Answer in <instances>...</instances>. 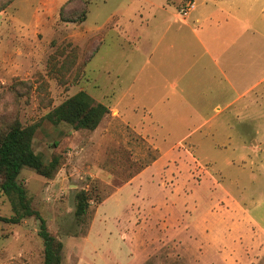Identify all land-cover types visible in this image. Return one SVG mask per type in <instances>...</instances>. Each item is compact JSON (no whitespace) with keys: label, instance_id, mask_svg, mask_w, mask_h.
<instances>
[{"label":"rangeland","instance_id":"rangeland-1","mask_svg":"<svg viewBox=\"0 0 264 264\" xmlns=\"http://www.w3.org/2000/svg\"><path fill=\"white\" fill-rule=\"evenodd\" d=\"M163 1L10 0L0 9V124L13 117L22 125L36 123L33 151L43 161L57 152L64 157L52 179L27 167L17 176L31 207L62 242L60 264H264V242L248 231L252 226L227 233L216 214L236 210L224 198L226 191L264 229V103L255 121L236 119L229 110L208 111L211 117L205 121H184L177 119L183 105L152 104L150 95L140 93L163 25L164 14L157 7ZM252 4L255 10L260 0ZM60 8L63 17L76 20H62ZM81 13L83 20L77 16ZM96 35L100 44L88 59L84 47ZM64 63H71L68 70L60 68ZM142 64L146 68L132 84L134 70ZM80 89L105 105L120 99L116 107L125 111L130 124L112 128L108 136L109 110L96 132L43 118ZM164 90H169L167 84ZM190 129L192 139L203 141L199 146L189 148L180 141ZM123 139L125 144L118 142ZM177 141L181 147L171 149L170 157L125 183ZM212 142L218 146L207 145ZM150 175L170 189L147 185ZM80 189L92 198L81 219L73 215L74 194ZM167 194L168 199L161 198ZM10 214L0 192V216ZM203 217L206 227L193 225ZM37 224L33 217L17 224L0 220V264H41ZM239 242L242 248H237Z\"/></svg>","mask_w":264,"mask_h":264},{"label":"crops","instance_id":"crops-1","mask_svg":"<svg viewBox=\"0 0 264 264\" xmlns=\"http://www.w3.org/2000/svg\"><path fill=\"white\" fill-rule=\"evenodd\" d=\"M184 1L186 0H165L157 6L164 14L163 25L157 30L150 55L152 60L149 75L141 82L140 86L144 88L140 93L143 96L150 95L152 104L168 101L183 105L181 111H177L180 112V115H177L179 120L205 121L210 115L229 110L236 119L244 117L255 121L258 112H261L258 107L264 103V0H260V5L255 10L252 3L256 0H236V10L233 7L234 0H192V9L181 16L177 11ZM144 66L142 64L134 70L132 84L137 82L139 73L146 68ZM166 84L169 90H164ZM145 89L149 91L146 93ZM91 97L102 103L98 97ZM131 98L135 101L136 94H131ZM119 101L120 99H117L112 104H104L109 110L104 135H112L111 129L116 126L123 129L130 124L127 122L125 111L116 107ZM208 111L213 113L207 116ZM105 118L106 115L92 132L97 131ZM136 126L145 130L142 122H137ZM192 131L193 129L184 132L183 139L180 140L185 141L186 147L189 148L199 146L203 142L192 139ZM121 135L125 137L124 133ZM180 141L165 148L150 163L128 176L125 183L139 178L158 160L170 157L171 149L181 147ZM118 142L125 144L126 139ZM207 145L212 148L218 146L214 142ZM182 148L184 149L183 146ZM184 151L191 157L187 148ZM192 162L196 164L198 161L194 159ZM171 177L174 180L176 176ZM162 181L160 177L153 178L150 175L146 182L156 190L168 191L171 186ZM222 193L231 204H236V210L233 212L216 213L220 223L226 226L225 231L236 234V229L241 225H251V230L248 231L251 234L256 233L258 239L264 242V229L257 225L239 201L226 191ZM161 198L168 199L169 195ZM148 200L150 207H153V200ZM193 221L194 219L190 224ZM206 222L203 217L202 221H196L193 225L206 227ZM190 224L183 229L189 230ZM234 246L232 252L237 257L236 243ZM237 248H242L240 242Z\"/></svg>","mask_w":264,"mask_h":264},{"label":"trees","instance_id":"trees-1","mask_svg":"<svg viewBox=\"0 0 264 264\" xmlns=\"http://www.w3.org/2000/svg\"><path fill=\"white\" fill-rule=\"evenodd\" d=\"M9 2L10 0H6L2 3L0 9ZM61 13L62 8L59 9L58 16L64 21L76 20L72 16L63 17ZM77 16L83 20L82 13ZM98 37V35L90 37L88 45L86 44L87 47H84V52L89 54L88 59L100 44ZM83 61L85 62L82 60L80 64ZM64 65L60 68L68 70L71 63H64ZM51 72L54 74L53 70ZM37 86L40 91L43 89L40 84ZM107 113L108 108L104 104L96 102L87 92L80 89L49 109L44 113L43 118L53 125L64 123L69 125L72 130L92 131ZM35 127L36 123L22 125L16 117L0 124V192L8 200L11 209V214L8 217L0 216V220L17 224L22 219L35 218L38 222L36 235L42 244L41 264H60L62 242L54 233L47 230L45 220L36 209L31 207L26 197L25 187L17 181L18 173L22 167L30 168L45 179H52L64 162V157L60 152L52 153L49 160L43 161L41 156L33 151L31 143ZM51 144L55 146L56 142ZM91 199L90 193L84 189H80L74 194V217L82 218Z\"/></svg>","mask_w":264,"mask_h":264},{"label":"built area","instance_id":"built-area-1","mask_svg":"<svg viewBox=\"0 0 264 264\" xmlns=\"http://www.w3.org/2000/svg\"><path fill=\"white\" fill-rule=\"evenodd\" d=\"M194 3L192 0H186L183 2V4L179 7L178 13L183 16L185 15L190 9H192Z\"/></svg>","mask_w":264,"mask_h":264}]
</instances>
